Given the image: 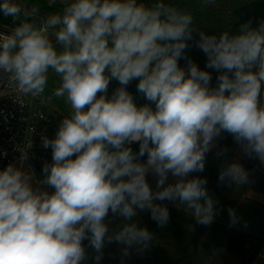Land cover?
<instances>
[{"label": "clouds", "instance_id": "9594fccd", "mask_svg": "<svg viewBox=\"0 0 264 264\" xmlns=\"http://www.w3.org/2000/svg\"><path fill=\"white\" fill-rule=\"evenodd\" d=\"M0 12L19 21L0 33V71L34 96L55 73L54 95L71 109L55 137L42 138L52 162L41 181L17 164L0 170V264H84L89 247L99 264L113 242L124 255L145 250L154 237L140 214L150 212L161 227L170 219L156 201L179 202L197 224L210 225L217 200L206 178L190 175L203 172L225 133L264 164V20L208 34L194 29L191 12L164 0H70L39 22L22 0H0ZM194 33L205 69L186 55ZM206 69L218 73L215 86ZM113 79L119 87L109 97ZM134 80L143 105L127 89ZM218 179L245 185L249 173L233 162ZM228 214L238 223L235 209ZM115 219L121 223L110 229Z\"/></svg>", "mask_w": 264, "mask_h": 264}, {"label": "trees", "instance_id": "16d2710c", "mask_svg": "<svg viewBox=\"0 0 264 264\" xmlns=\"http://www.w3.org/2000/svg\"><path fill=\"white\" fill-rule=\"evenodd\" d=\"M28 10L36 9L34 19L62 13L67 3L56 0L47 3L46 0H22ZM151 5L156 0H139ZM178 9L193 14V27L208 34L219 35L222 32L234 33L241 24L251 20L256 26L264 20V0H164ZM19 21L16 22L18 24ZM14 22L0 12V28L12 31ZM189 41L190 47L186 55L201 69H205L207 57L196 46L198 34ZM54 41V37H52ZM186 66V60L179 61ZM212 74V85L216 84L218 73L206 69ZM138 81H132L128 91L133 95L137 105L146 103L142 94L137 91ZM119 87L118 81L111 80L108 95ZM133 151L139 150V143L131 145ZM222 155H218L223 149ZM146 159V156L143 158ZM233 162H238L249 173L248 183L245 185H229L221 183L219 173ZM44 164L33 163L24 166L22 170L32 177L33 183L43 179ZM207 179V189L210 195L217 200L216 216L210 225L197 224L191 216L190 210L179 202L156 201L169 210V222L163 227L151 218L150 212H143L137 218L140 226L146 227L153 233V241L145 250H130L127 255L122 252L123 245L115 242L106 245L99 264H264V201L249 196L251 191L264 194V164L254 157H249L240 151V146L228 134H223L216 141V146L206 154L203 172L192 173ZM153 190L156 186V177L151 174L147 177ZM171 182V177L170 181ZM235 209L239 218L235 225L230 224L228 209ZM109 220L112 215L109 213ZM121 223L115 219L110 225L115 228ZM87 245V241H84ZM95 253L89 247L88 258L84 264H96Z\"/></svg>", "mask_w": 264, "mask_h": 264}, {"label": "built area", "instance_id": "2783aa9c", "mask_svg": "<svg viewBox=\"0 0 264 264\" xmlns=\"http://www.w3.org/2000/svg\"><path fill=\"white\" fill-rule=\"evenodd\" d=\"M0 33H10L0 28ZM66 116L49 109L40 95H24L0 71V170L8 164L23 168L33 163L50 164L51 148L42 138H54ZM23 153L27 160H21Z\"/></svg>", "mask_w": 264, "mask_h": 264}, {"label": "rangeland", "instance_id": "374dc122", "mask_svg": "<svg viewBox=\"0 0 264 264\" xmlns=\"http://www.w3.org/2000/svg\"><path fill=\"white\" fill-rule=\"evenodd\" d=\"M56 0H46L47 3H53ZM62 2H67L69 0H60ZM59 87V79L55 75V73L50 72L49 73V80L46 85L45 91L43 94H41L42 98L44 99V103L46 106L54 110L60 114H63L65 116H70L71 115V109L69 104L66 102L65 98H58L54 95L55 89ZM249 196L260 201H264V194L262 193H257L254 191H251L249 193Z\"/></svg>", "mask_w": 264, "mask_h": 264}]
</instances>
